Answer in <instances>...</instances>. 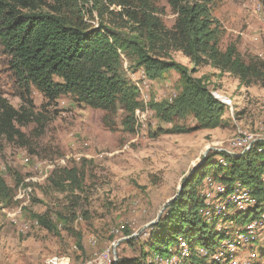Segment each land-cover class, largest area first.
Here are the masks:
<instances>
[{"label": "rangeland", "instance_id": "rangeland-1", "mask_svg": "<svg viewBox=\"0 0 264 264\" xmlns=\"http://www.w3.org/2000/svg\"><path fill=\"white\" fill-rule=\"evenodd\" d=\"M43 1L40 9L66 8L56 0ZM157 4L164 9L163 23L170 27L174 14L166 0ZM81 9L85 19L97 22L92 3ZM210 9L219 21L222 50L234 42L246 60L264 59V0H212ZM63 13L71 14L69 9ZM170 56L192 67L180 52ZM9 60L0 44V98L19 108L21 89ZM123 72L139 88L142 108L146 104L148 110L136 115L133 131L122 129L120 113L109 129L102 123V110L79 104L67 94L47 101L30 87L33 115L23 125L16 124L23 137H0V176L10 189V196L0 200V264H97L101 259L106 261L103 264H115L142 260V252H148L149 262L154 253L147 245L152 225L203 156L215 151L242 153L251 144L244 139L247 134L253 142L264 140V84L260 81L246 86L210 64L200 66L193 75L203 76L208 89L226 104L221 124L174 133L163 130L172 124L191 128L196 121L186 115L164 123L150 104L175 96L178 73L169 71L160 79L148 80L128 58H123ZM61 167L76 168V181L54 184L52 178ZM207 179L197 186L199 195ZM248 188L243 185L244 190ZM213 222L215 229L231 235L239 228L235 222ZM248 237L232 258L237 264H264V227ZM226 240L218 238L217 245ZM101 254L107 256L101 258ZM180 255L184 256L181 250ZM248 255L250 260L243 263ZM174 256L170 264H177L179 256Z\"/></svg>", "mask_w": 264, "mask_h": 264}, {"label": "trees", "instance_id": "trees-1", "mask_svg": "<svg viewBox=\"0 0 264 264\" xmlns=\"http://www.w3.org/2000/svg\"><path fill=\"white\" fill-rule=\"evenodd\" d=\"M157 1L56 0L66 8L55 7L50 12L40 9L43 0H0V44L10 58L9 66L23 102L15 108L0 98V137H23L16 124L23 125L33 115L30 87L47 101L67 94L79 104L102 110V123L109 129L114 128L113 119L120 113L122 129L133 131L136 115L144 108L141 113L148 110L146 104L142 108L139 88L125 77L123 58H128L135 69H142L148 80L160 79L169 71L178 73L180 84L175 96L151 102L150 106L164 123L191 115L196 125L185 128L172 124L163 132L180 133L221 124L226 104L208 89L203 76L193 75L200 66L210 64L246 86L256 81L264 84V59L252 56L246 60L234 42L223 50L219 47L220 25L211 14L212 0H166L174 14L170 27L163 23L164 9ZM89 2L97 12V22L81 14L82 5ZM65 9L71 14H64ZM105 15L109 17L105 19ZM170 52H180L192 67L171 58ZM77 172L74 167H61L52 182L60 186L65 181H76ZM263 174L264 140L252 142L239 154L207 153L194 167L186 185L166 204L165 213L152 225L147 245L154 253L149 262L148 252H142V260L125 259L115 264H170L175 254L179 256L177 264H222L214 254L224 263L237 264L232 256L238 246L264 227ZM205 178L223 183V192L208 202L205 192L199 195L196 191ZM243 185L249 187L245 191L255 199L244 209L235 207L233 198L236 189L244 190ZM9 193L0 176V200ZM221 201L226 202L224 207L213 211ZM208 208L212 209L210 216L204 214ZM214 219L238 223L236 236L231 238L234 234L215 229ZM252 223L256 226L249 230L247 226ZM240 235L247 239H240V245L231 252L229 242H237ZM218 238L227 240L217 245ZM155 254L163 261L155 262Z\"/></svg>", "mask_w": 264, "mask_h": 264}, {"label": "bare ground", "instance_id": "bare-ground-1", "mask_svg": "<svg viewBox=\"0 0 264 264\" xmlns=\"http://www.w3.org/2000/svg\"><path fill=\"white\" fill-rule=\"evenodd\" d=\"M172 98V97H171ZM171 98H168V99H171ZM249 148V146L246 147V149ZM263 180H264V174H263ZM212 179L211 178H208L207 179V182H206V185L208 187H210V184L212 183ZM223 192V186L221 185V187H219L218 189H216V191L214 192V194H209L208 195V192H205V199H206V202L210 201L211 199H214V198H217V195L219 193ZM233 198L235 199V207L236 206H239L240 204H243V206L241 207H237V208H242L244 209L247 205H252L254 202H255V199L253 197H251L249 194H247V191L245 190H241L240 188L239 189H236L235 193H234V196ZM225 201H221L220 203L218 202L215 206V208L213 209V211H217L219 210L221 207H224L225 205ZM211 212H212V209L208 208L204 214L206 216H210L211 215ZM256 226V223H252V224H249L247 226V228L249 230H252L254 227ZM240 239L242 240H245L247 239L246 236L244 235H240L237 242H229V250L231 252H234L235 249H236V246L239 244L240 242ZM181 245L184 246V242H181ZM184 252V250H183ZM215 260L219 261L220 263L222 264H233L232 262H226L224 263L225 261H223L222 259H220L217 255H215ZM155 262H162L163 261V258L159 255V254H155L152 258ZM165 262H167L168 260H164ZM236 264V263H235Z\"/></svg>", "mask_w": 264, "mask_h": 264}, {"label": "built area", "instance_id": "built-area-1", "mask_svg": "<svg viewBox=\"0 0 264 264\" xmlns=\"http://www.w3.org/2000/svg\"><path fill=\"white\" fill-rule=\"evenodd\" d=\"M245 140H248L249 143H252L253 140L251 138V135L250 134H247L245 137H244ZM223 183L221 182H217V181H212V183L210 184V187L208 188H205L203 190V192H208V195L209 194H214V192L216 191V189H218L219 187H221ZM243 206V204H240L239 206H236V207H241ZM105 256H107L106 254H101V258H104ZM213 257H215V254L213 255ZM251 258V255H248V258L247 259H243V263L245 261H249ZM95 261V260H94ZM103 263H106V261L104 259H101L99 262H97V264H103Z\"/></svg>", "mask_w": 264, "mask_h": 264}]
</instances>
